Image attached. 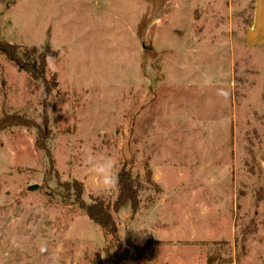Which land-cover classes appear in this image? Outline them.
<instances>
[{
    "label": "rangeland",
    "instance_id": "rangeland-1",
    "mask_svg": "<svg viewBox=\"0 0 264 264\" xmlns=\"http://www.w3.org/2000/svg\"><path fill=\"white\" fill-rule=\"evenodd\" d=\"M254 0H0V39L60 55L45 101L0 52V264H264V45ZM226 89L227 100L217 95ZM46 103V104H45ZM146 184L114 217L120 244L66 188L113 202L86 154ZM32 185L38 188L32 189ZM152 196L153 199H149ZM118 245V246H117ZM46 246L47 251L41 252Z\"/></svg>",
    "mask_w": 264,
    "mask_h": 264
},
{
    "label": "trees",
    "instance_id": "trees-1",
    "mask_svg": "<svg viewBox=\"0 0 264 264\" xmlns=\"http://www.w3.org/2000/svg\"><path fill=\"white\" fill-rule=\"evenodd\" d=\"M0 52L17 65L20 70L27 72L34 80H42L44 83V100L47 101L53 90L59 86L57 74L50 76L47 74L49 58H56L60 55L59 49H53L49 42L39 46H26L23 43H13L0 39ZM46 104V103H45ZM42 123H36L24 114L4 113L0 117V132L13 126H35L38 129L39 137H48V116L46 109L43 110ZM118 195L116 199L106 201L101 197H94L92 203L83 199L84 184L75 179L73 183H67L66 188L73 192L75 201L79 204L91 220L98 224L101 230L111 236L113 240L120 244V232L114 213L123 206L130 203L133 210L140 207V192L147 189L146 184L160 189L152 175V171H146V180L142 181L139 174L133 175L131 168L124 164L118 173ZM149 199H153L149 196ZM117 245V246H118ZM95 264H101L100 256L95 258Z\"/></svg>",
    "mask_w": 264,
    "mask_h": 264
},
{
    "label": "clouds",
    "instance_id": "clouds-1",
    "mask_svg": "<svg viewBox=\"0 0 264 264\" xmlns=\"http://www.w3.org/2000/svg\"><path fill=\"white\" fill-rule=\"evenodd\" d=\"M217 95L227 100L230 93L226 89L221 88L218 89ZM86 163L98 178L104 190H111L116 187L118 176L115 172V161L111 156L97 157L96 154L89 152L86 154ZM46 251V246H42L41 252Z\"/></svg>",
    "mask_w": 264,
    "mask_h": 264
},
{
    "label": "crops",
    "instance_id": "crops-1",
    "mask_svg": "<svg viewBox=\"0 0 264 264\" xmlns=\"http://www.w3.org/2000/svg\"><path fill=\"white\" fill-rule=\"evenodd\" d=\"M246 39L252 46L264 45V0H254L251 28L246 33ZM156 177L158 175L154 169L153 178L159 183Z\"/></svg>",
    "mask_w": 264,
    "mask_h": 264
},
{
    "label": "water",
    "instance_id": "water-1",
    "mask_svg": "<svg viewBox=\"0 0 264 264\" xmlns=\"http://www.w3.org/2000/svg\"><path fill=\"white\" fill-rule=\"evenodd\" d=\"M31 188L36 189V188H38V185H32Z\"/></svg>",
    "mask_w": 264,
    "mask_h": 264
}]
</instances>
